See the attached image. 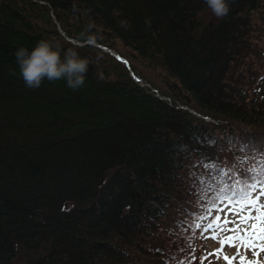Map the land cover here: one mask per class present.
I'll return each mask as SVG.
<instances>
[{"label":"trees","instance_id":"obj_1","mask_svg":"<svg viewBox=\"0 0 264 264\" xmlns=\"http://www.w3.org/2000/svg\"><path fill=\"white\" fill-rule=\"evenodd\" d=\"M229 4L0 0V264H223L200 181L264 155V0ZM81 33L82 88L25 86L18 48Z\"/></svg>","mask_w":264,"mask_h":264},{"label":"snow or ice","instance_id":"obj_2","mask_svg":"<svg viewBox=\"0 0 264 264\" xmlns=\"http://www.w3.org/2000/svg\"><path fill=\"white\" fill-rule=\"evenodd\" d=\"M256 149L254 143L241 145V151H253ZM205 167H215L214 165H205ZM249 175L237 178L231 183L225 177L228 173L224 169H218L217 176L213 177L214 183L201 180L205 184L203 195L206 198V215L198 216L200 221L209 220L202 232L212 233V239H218L222 247L217 250L215 255L220 259V253H223V246L237 249L236 255L229 257L223 255L226 264H233V261L239 258V264H261L259 256L264 253V203L261 198L264 197V155L261 158V167L259 169L251 168ZM225 213L221 218L219 213ZM217 215L212 216L213 213ZM255 213V215L253 214ZM229 214L235 219L228 218ZM211 218V219H210ZM201 229V224L195 225ZM221 233H228L224 238H220ZM243 250L253 252L255 260H249L247 255H241ZM207 259V257H204Z\"/></svg>","mask_w":264,"mask_h":264},{"label":"clouds","instance_id":"obj_3","mask_svg":"<svg viewBox=\"0 0 264 264\" xmlns=\"http://www.w3.org/2000/svg\"><path fill=\"white\" fill-rule=\"evenodd\" d=\"M205 3L217 19H224L231 11L229 0H205ZM92 27L89 25L86 32ZM80 35L81 40L67 49L50 40H40L31 51L24 47L18 48L14 55L25 86L37 89L45 80L50 82L63 80L73 91L82 88L92 62L81 57L75 49L85 45H97L98 37L86 33ZM99 78L103 79L102 73Z\"/></svg>","mask_w":264,"mask_h":264},{"label":"rangeland","instance_id":"obj_4","mask_svg":"<svg viewBox=\"0 0 264 264\" xmlns=\"http://www.w3.org/2000/svg\"><path fill=\"white\" fill-rule=\"evenodd\" d=\"M203 15L207 16V18H209V16L212 17V13H211L209 8H207L204 11ZM147 86H149V88H151L150 84H147ZM261 203H264V197L261 198ZM225 213H227V209L225 210L224 213H222V215H221L222 219L224 218ZM253 214L255 215V213H253ZM228 218L235 219V217L231 216L230 214H229ZM226 235H228V233H221L220 238L222 239ZM208 245L210 246V250L212 251V252L209 251V257L215 256V255H210V254H213L214 253L213 251H215V253H216L217 250L222 247V245L218 239H212V235L209 237ZM223 248H224V251H223V253H220V260L222 261L223 264H226V261L223 259V255L227 254L229 257H232V256L236 255L237 249L235 247H229L227 244H225L223 246ZM240 254L241 255L246 254L247 258L249 260H255L256 259V257L253 255V252L251 250H248L247 253H245L243 250H241ZM259 260H260L261 264H264V253L260 254ZM17 264H29L28 257L18 258ZM233 264H239V258H237V260L233 261Z\"/></svg>","mask_w":264,"mask_h":264},{"label":"bare ground","instance_id":"obj_5","mask_svg":"<svg viewBox=\"0 0 264 264\" xmlns=\"http://www.w3.org/2000/svg\"><path fill=\"white\" fill-rule=\"evenodd\" d=\"M133 74V73H132ZM134 75V74H133Z\"/></svg>","mask_w":264,"mask_h":264}]
</instances>
